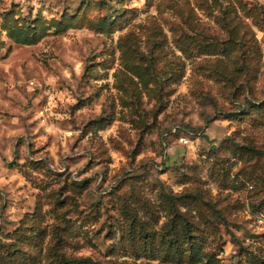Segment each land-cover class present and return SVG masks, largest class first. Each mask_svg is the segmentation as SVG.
I'll list each match as a JSON object with an SVG mask.
<instances>
[{"label": "rangeland", "instance_id": "1", "mask_svg": "<svg viewBox=\"0 0 264 264\" xmlns=\"http://www.w3.org/2000/svg\"><path fill=\"white\" fill-rule=\"evenodd\" d=\"M207 256L264 264V0H0V264Z\"/></svg>", "mask_w": 264, "mask_h": 264}, {"label": "trees", "instance_id": "2", "mask_svg": "<svg viewBox=\"0 0 264 264\" xmlns=\"http://www.w3.org/2000/svg\"><path fill=\"white\" fill-rule=\"evenodd\" d=\"M193 252H194V255H196V253L198 252V258H196V260L198 262L201 261L202 257L199 256V247H198V250L196 248H193ZM202 264H220V262H219L218 258H216L214 256H207L205 261Z\"/></svg>", "mask_w": 264, "mask_h": 264}, {"label": "built area", "instance_id": "3", "mask_svg": "<svg viewBox=\"0 0 264 264\" xmlns=\"http://www.w3.org/2000/svg\"><path fill=\"white\" fill-rule=\"evenodd\" d=\"M30 83L34 84V82L32 80H30ZM178 141L183 142V143H187L188 142V138L185 135H179Z\"/></svg>", "mask_w": 264, "mask_h": 264}, {"label": "water", "instance_id": "4", "mask_svg": "<svg viewBox=\"0 0 264 264\" xmlns=\"http://www.w3.org/2000/svg\"><path fill=\"white\" fill-rule=\"evenodd\" d=\"M211 148H213V146H211Z\"/></svg>", "mask_w": 264, "mask_h": 264}]
</instances>
